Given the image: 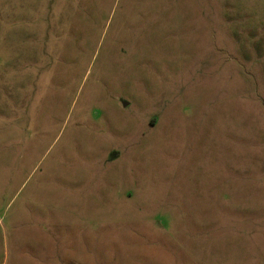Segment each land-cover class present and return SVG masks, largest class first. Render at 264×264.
I'll return each mask as SVG.
<instances>
[{
    "label": "rangeland",
    "instance_id": "1",
    "mask_svg": "<svg viewBox=\"0 0 264 264\" xmlns=\"http://www.w3.org/2000/svg\"><path fill=\"white\" fill-rule=\"evenodd\" d=\"M0 264H264V0H0Z\"/></svg>",
    "mask_w": 264,
    "mask_h": 264
},
{
    "label": "water",
    "instance_id": "2",
    "mask_svg": "<svg viewBox=\"0 0 264 264\" xmlns=\"http://www.w3.org/2000/svg\"><path fill=\"white\" fill-rule=\"evenodd\" d=\"M127 105V103L126 102H123V106H126Z\"/></svg>",
    "mask_w": 264,
    "mask_h": 264
}]
</instances>
